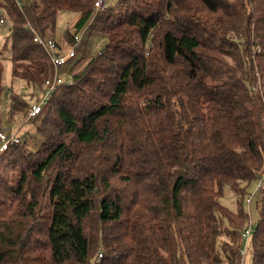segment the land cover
I'll list each match as a JSON object with an SVG mask.
<instances>
[{
	"label": "trees",
	"instance_id": "1",
	"mask_svg": "<svg viewBox=\"0 0 264 264\" xmlns=\"http://www.w3.org/2000/svg\"><path fill=\"white\" fill-rule=\"evenodd\" d=\"M94 1L0 0L13 79L34 87L50 67L34 35L60 11L79 18L58 44L106 39L33 118L41 145L0 154V264H243L246 194L264 174V0ZM2 79L0 58V96ZM11 90L13 123L30 103ZM257 193L247 254L264 264Z\"/></svg>",
	"mask_w": 264,
	"mask_h": 264
},
{
	"label": "rangeland",
	"instance_id": "2",
	"mask_svg": "<svg viewBox=\"0 0 264 264\" xmlns=\"http://www.w3.org/2000/svg\"><path fill=\"white\" fill-rule=\"evenodd\" d=\"M22 3H28L30 0H19ZM106 5H114L118 2V0H105ZM4 12V11H3ZM0 17H2L5 21L0 22V58L3 65V85L5 90L3 94L0 96V111L3 116L4 120V129H9L13 132H17V134L21 137H28L29 139V148L36 149L41 145L42 136L37 129V126L40 123L39 119H29L26 120L25 117L19 116L16 120L11 123L8 119L9 109H10V97H11V88L14 92L18 93L19 95L23 96L29 103H32L37 100L38 97H42L43 94V84L42 88L40 85L34 87L32 84H27V81L24 79H13L12 70H13V62L10 58V51L12 46V41L9 38L11 32V21L7 16L3 13ZM79 15L73 11L62 10L59 12L58 19H57V26L56 31L53 34L54 37L57 39L59 43H62L63 37L65 32L68 28L73 27L78 20ZM89 26L87 24L78 34L82 35L83 31ZM87 38V36H86ZM85 38V39H86ZM106 39L103 37H96L89 40V48L87 50L86 55L90 58V55L99 51L102 46L105 44ZM85 53L78 52L76 58L69 60L67 67H63L61 69V74L65 77V80H69V74L72 72H76L80 70L87 62V57L85 58ZM84 57H83V55ZM81 58L80 64L75 65V62ZM50 68V67H49ZM49 70V69H48ZM25 81V82H24ZM39 81V80H38ZM40 82V81H39ZM34 94V95H33ZM256 183L253 184L248 188L246 196L249 193L254 191ZM237 198L238 195L235 190L229 186H224V194L221 197L220 201L222 204L230 208L231 210H235L237 206ZM259 194L257 193L251 202L250 205L246 204L245 202V210L246 212L250 213V220L254 227L260 216V210L258 206ZM221 226H226L227 223L224 219L219 216ZM221 220L223 222H221ZM252 263V255L251 252H248L244 264H251Z\"/></svg>",
	"mask_w": 264,
	"mask_h": 264
},
{
	"label": "built area",
	"instance_id": "3",
	"mask_svg": "<svg viewBox=\"0 0 264 264\" xmlns=\"http://www.w3.org/2000/svg\"><path fill=\"white\" fill-rule=\"evenodd\" d=\"M19 1V0H17ZM20 3V2H19ZM106 4L105 0H95L93 4V10L95 13L102 10L104 5ZM4 19L0 18V22H3ZM88 27L83 31L82 35H76L75 39L77 41H81L82 38L87 33ZM34 43L44 48V50L49 55V74L44 78V88L42 97H38V99L32 103H30L29 111L27 113L26 119H33L39 114L42 113L45 105L51 99L53 94L58 90V88L66 82L64 77L61 75V69L66 67L69 63V60L76 58L78 54V50L76 47L58 44L57 39L54 35H46L42 36L37 33L34 35ZM98 53L101 50L97 51ZM254 90L256 88L254 87ZM21 136L17 134V132H13L9 129L2 128L0 130V154L5 151L10 144L18 143L21 141ZM264 183V174L259 176L256 181V185L254 191L249 193L247 196V203L250 204L253 200V197L256 195L258 191L262 188ZM253 227L249 225L242 233L243 238V246L240 249V253L242 256V263L244 264V260L246 258V254L248 251L249 243L251 240Z\"/></svg>",
	"mask_w": 264,
	"mask_h": 264
},
{
	"label": "crops",
	"instance_id": "4",
	"mask_svg": "<svg viewBox=\"0 0 264 264\" xmlns=\"http://www.w3.org/2000/svg\"><path fill=\"white\" fill-rule=\"evenodd\" d=\"M65 78V77H64Z\"/></svg>",
	"mask_w": 264,
	"mask_h": 264
}]
</instances>
